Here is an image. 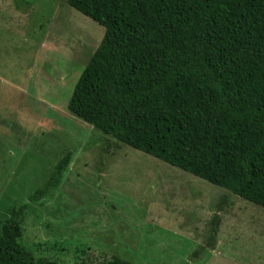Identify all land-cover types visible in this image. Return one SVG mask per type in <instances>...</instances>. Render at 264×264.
Listing matches in <instances>:
<instances>
[{
    "label": "rangeland",
    "instance_id": "374dc122",
    "mask_svg": "<svg viewBox=\"0 0 264 264\" xmlns=\"http://www.w3.org/2000/svg\"><path fill=\"white\" fill-rule=\"evenodd\" d=\"M25 4L0 0V233L11 209L28 203L20 243L36 253L51 243L57 263L107 255L136 264H264V209L129 146L108 145L69 112L104 27L59 0ZM67 154L60 186L30 201ZM201 246L207 250L191 261Z\"/></svg>",
    "mask_w": 264,
    "mask_h": 264
},
{
    "label": "trees",
    "instance_id": "16d2710c",
    "mask_svg": "<svg viewBox=\"0 0 264 264\" xmlns=\"http://www.w3.org/2000/svg\"><path fill=\"white\" fill-rule=\"evenodd\" d=\"M59 1L105 29L69 112L108 145L129 146L264 209V0ZM14 2L23 10L34 0ZM70 161L62 158L30 201L58 188ZM227 206L223 198L217 211ZM28 207L11 209L2 225L0 264H61L48 257L51 243L38 253L20 243ZM220 225L215 214L212 249ZM83 264L136 263L101 255Z\"/></svg>",
    "mask_w": 264,
    "mask_h": 264
}]
</instances>
